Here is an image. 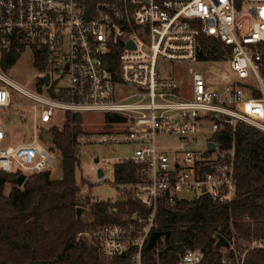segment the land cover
<instances>
[{
    "label": "built area",
    "instance_id": "2783aa9c",
    "mask_svg": "<svg viewBox=\"0 0 264 264\" xmlns=\"http://www.w3.org/2000/svg\"><path fill=\"white\" fill-rule=\"evenodd\" d=\"M201 37L229 48L226 61L201 60L206 57ZM18 45L41 52L46 66L28 86L11 79L0 64V110H10L19 96L33 111V138L0 148L1 172H51L56 159L37 132L59 113L105 116L99 133L77 137L79 147L132 148L131 156L113 165L99 160L96 173H105L104 165L109 170L132 165L136 183L126 188L141 212L76 237L106 264H146L145 247L157 232L161 206L202 197L214 204L233 201L234 149L213 138L226 126L264 132V0H0V59ZM190 63L197 70H189L190 92L184 96L164 64ZM224 63L228 74L220 69ZM45 76L48 86L41 81ZM5 138L0 120V144ZM165 246L162 238L148 252L156 264ZM253 249L264 250V236L241 251L234 245L222 249V264L232 263L230 250L235 264H243ZM203 258L201 251H189L178 264H201Z\"/></svg>",
    "mask_w": 264,
    "mask_h": 264
},
{
    "label": "trees",
    "instance_id": "16d2710c",
    "mask_svg": "<svg viewBox=\"0 0 264 264\" xmlns=\"http://www.w3.org/2000/svg\"><path fill=\"white\" fill-rule=\"evenodd\" d=\"M200 56L213 63L227 59L230 49L213 38H200ZM25 45L12 47L1 54L0 64L9 72L20 59ZM46 60L41 52L34 53L33 67L42 73ZM254 97L259 94L254 93ZM62 130L48 131L49 142L62 160V179L53 181L49 173L26 176L18 188L15 181L20 172L0 171V264H106V260L85 241H77L79 233L91 228L117 223L125 213L141 212L139 205L126 194L123 201L112 203L79 198L76 181L79 165L77 137L84 133L82 115L66 114ZM41 141V137H39ZM213 141L224 149H234V171L237 178L235 198L228 204H214L207 198L181 201L173 207L161 206L156 221L157 232H170L159 264H178L189 251H201V264H222V249L215 248L216 235L226 238L237 251L264 236V132L247 125L226 126ZM134 167L128 163L113 168L115 187L134 185ZM6 185L11 186L8 196ZM89 206L90 218L77 217L78 209ZM146 264H156L146 253ZM228 257L235 264L233 253ZM243 264H264V250H248Z\"/></svg>",
    "mask_w": 264,
    "mask_h": 264
},
{
    "label": "rangeland",
    "instance_id": "374dc122",
    "mask_svg": "<svg viewBox=\"0 0 264 264\" xmlns=\"http://www.w3.org/2000/svg\"><path fill=\"white\" fill-rule=\"evenodd\" d=\"M34 52L29 48L25 47L24 52L21 54L20 59L16 65L7 74L14 81L28 86H33L38 81V72L33 67L34 58H32ZM169 75L173 76L174 79L181 86V94L188 96L190 92V80L191 76L189 70H197L196 64H185V65H168L164 64ZM223 73H230L227 63L222 64L220 67ZM30 102L27 99L19 96H14L12 101V107L10 110H0V120L3 122L5 127L6 138L0 144V148L15 147L19 144L28 143L33 138V111L29 107ZM65 117L59 113L56 116L55 123L48 126H42L38 130V138L41 137V143L47 149H49L56 162L53 169L58 167V173H62V160L60 154L55 151L49 142L48 131L52 127H56L62 130L64 125ZM105 116L102 114H85L82 115V129L83 131L91 134L99 133L104 128ZM203 145V139L200 140ZM201 145V146H202ZM132 148L125 145L117 146H103V145H92V146H81L78 156L79 165L76 171L77 185L80 187L79 198L82 201L89 200L90 204L98 202H118L123 201L126 194L129 193L127 188L115 187L112 184L113 171H109L107 166H103L108 177L98 179L96 169L102 167L100 164H95V160H109L110 165L115 163V160L119 157L131 156ZM15 171H19L15 167ZM23 176H29L30 173L27 171H19ZM50 172V173H51ZM49 173V174H50ZM11 191V186L6 185L4 189V195L8 196ZM180 197L186 200L191 199L189 195L180 194ZM90 207L86 206V209L82 213V219L84 221L90 218ZM241 246H248V242L240 241ZM246 245V246H245ZM235 247V246H234ZM224 252V250L222 251Z\"/></svg>",
    "mask_w": 264,
    "mask_h": 264
},
{
    "label": "water",
    "instance_id": "95a60500",
    "mask_svg": "<svg viewBox=\"0 0 264 264\" xmlns=\"http://www.w3.org/2000/svg\"><path fill=\"white\" fill-rule=\"evenodd\" d=\"M49 79H50L49 76H45V77L41 78V81L46 86H48ZM215 147H216V145L213 143L208 144V150L209 151H214ZM94 162H95V164H98L99 160L96 159ZM97 177H98V179H102L104 177V173L101 169H99L97 171ZM25 179H26V176H20L19 178L16 179L15 183H16L18 188H20L23 185ZM83 211H84L83 209L77 210V217L78 218H81ZM170 235H171L170 232H153L149 238L147 246L145 247V252H147V253L151 252L156 247V244L158 243V241L161 240L162 238L164 239V242L167 244L169 242ZM215 239L217 240L216 245H215V248L217 250H219V249L228 250L230 248L229 241L226 238H224L223 236L216 235ZM123 257H125V255H123Z\"/></svg>",
    "mask_w": 264,
    "mask_h": 264
},
{
    "label": "crops",
    "instance_id": "0c3cea01",
    "mask_svg": "<svg viewBox=\"0 0 264 264\" xmlns=\"http://www.w3.org/2000/svg\"><path fill=\"white\" fill-rule=\"evenodd\" d=\"M60 167L62 168V166L60 165ZM62 170V169H61ZM109 171H111V170H109ZM113 171V170H112ZM62 173H58V167H56V168H54V170L50 173V179L51 180H53V181H56V180H61V178H62ZM105 176H106V178L108 177V175H107V173L105 172L104 173V178H105Z\"/></svg>",
    "mask_w": 264,
    "mask_h": 264
}]
</instances>
